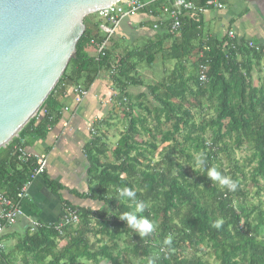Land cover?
Instances as JSON below:
<instances>
[{"label": "trees", "instance_id": "1", "mask_svg": "<svg viewBox=\"0 0 264 264\" xmlns=\"http://www.w3.org/2000/svg\"><path fill=\"white\" fill-rule=\"evenodd\" d=\"M88 16L76 56L38 113L0 149V190L16 196L38 167L34 156L22 160L17 147L27 136L44 138L62 117L56 94L60 87L64 95L73 85L89 90L105 71L126 98L127 127L113 147L97 133L86 146L89 190L84 195L102 207L94 210L69 203L79 210L81 220L66 225L63 233L55 226L34 232L26 227L18 244L24 264H125L130 256L140 258V264L149 259L155 264H205L207 248L219 264H264V208L253 203L244 189L249 180L259 188V195L264 180V76L260 85L253 82L254 67L264 65V44L257 50L228 35L204 36L200 18L193 15L182 19L178 36L164 32L158 42L130 50L122 58L109 49L105 55H93L88 50L91 40L104 36L99 27L98 31L89 28ZM166 40L171 43L165 48ZM160 52L175 60V66L147 86L152 99H139L138 105L128 88L144 85L137 76L139 62L152 65ZM202 62L209 67L205 82L199 79ZM243 147L252 151L249 161L254 165L248 173L234 157V151ZM201 155L206 164L197 167L195 160ZM212 167L236 182V190L208 178ZM42 175L46 178V173ZM46 182L54 191L61 188L49 178ZM124 187L133 189L136 200L146 204L138 216L155 224L144 237L119 218L135 207L133 201L117 198ZM216 223L219 228L213 226ZM126 238L131 244L122 248L120 241ZM169 238L171 243H165ZM0 264H13L6 248L0 252Z\"/></svg>", "mask_w": 264, "mask_h": 264}, {"label": "crops", "instance_id": "2", "mask_svg": "<svg viewBox=\"0 0 264 264\" xmlns=\"http://www.w3.org/2000/svg\"><path fill=\"white\" fill-rule=\"evenodd\" d=\"M195 2L200 9L188 16L197 15L200 18L204 36L223 38L232 29L241 40L264 43V0H223L225 6L221 9L203 8L205 4L201 5L202 0ZM158 19L159 17L140 13L136 17L124 20L110 39L108 49L115 57L122 58L130 50L140 48L141 44L144 47L158 42V38L165 32L163 27L154 28V23ZM96 22L98 21L92 17V14L88 16L89 28L94 31L100 28V33L104 36L101 21L98 26ZM170 43L171 40L164 41V47H168ZM88 50L93 55L97 54V48L93 44ZM263 73V63L254 67V85H260ZM164 75L166 73L161 74L160 80ZM146 88L142 85L128 88L129 94L135 97L136 104L141 103L139 99L144 101L152 99ZM56 94L62 103V117L50 128L44 138L27 136L23 140L29 153L46 157V178L61 185L59 190L54 191L47 184L45 176L38 175L29 187V196L23 203L26 216L45 223L62 220L65 205L69 203L94 210L102 207L100 202L84 195L89 190L86 146L96 133L104 136L110 144L111 139L116 134L119 135V139L127 127V120L123 114L124 96L114 88L109 74L105 71L99 74L89 88L88 95L81 102L76 101L71 89L64 95L65 92L60 87ZM143 94H147L148 98ZM92 128H95L96 133H92ZM26 227H28L27 217L22 218L6 232L7 254L8 252L11 254L13 264H24L18 244Z\"/></svg>", "mask_w": 264, "mask_h": 264}, {"label": "water", "instance_id": "3", "mask_svg": "<svg viewBox=\"0 0 264 264\" xmlns=\"http://www.w3.org/2000/svg\"><path fill=\"white\" fill-rule=\"evenodd\" d=\"M118 0H0V149L33 118L76 56L84 18Z\"/></svg>", "mask_w": 264, "mask_h": 264}, {"label": "built area", "instance_id": "4", "mask_svg": "<svg viewBox=\"0 0 264 264\" xmlns=\"http://www.w3.org/2000/svg\"><path fill=\"white\" fill-rule=\"evenodd\" d=\"M223 0H206L205 7L203 8H224ZM202 8V9H203ZM199 6L195 0H118L115 3L107 6L106 8L98 10L96 13L98 19L101 21V30L103 31V39L98 40L93 38L91 43L96 46L97 53L105 55L108 50V43L112 36L116 33L121 23L128 19L136 17L140 13H146L147 15L159 17L158 21L154 23V28H164L165 32L178 36L181 33L183 27V18L190 13L197 11ZM230 40H236V32L230 29L227 32ZM250 47H255L257 50H261L262 45L250 40ZM264 44V43H263ZM200 56L204 57V51L200 52ZM208 63L202 62L199 66V79L201 82L208 80ZM112 70V72H114ZM62 86H67L65 83ZM69 89L75 94L77 102H81L88 95V89H84L80 85L70 86ZM126 101V98L123 99ZM67 109V108H66ZM92 133H96L95 128H92ZM23 144L18 145L20 158L26 160L32 156L37 158L38 167L33 172L30 180H28L22 188L17 192L16 196H9L0 190V252L6 248L5 234L8 229L14 227L18 222L27 217L28 227L31 232H34L40 227L45 225L55 226L60 233H63V228L70 224L80 223V212L77 208L65 205V213L59 222L45 223L33 217L26 216L24 210V200L29 196V187L32 180L46 172L47 159L45 156H35L29 153Z\"/></svg>", "mask_w": 264, "mask_h": 264}, {"label": "rangeland", "instance_id": "5", "mask_svg": "<svg viewBox=\"0 0 264 264\" xmlns=\"http://www.w3.org/2000/svg\"><path fill=\"white\" fill-rule=\"evenodd\" d=\"M92 17H94L98 21L97 13H92ZM139 47L143 48L142 44ZM174 66H175V60L166 59L165 57H163V54H158V59L154 62L153 65H149L146 62V60L139 62L137 76L143 81V83H144L143 86H145V88H146L148 85L155 83L158 79L160 80L162 73H166V75H164V76H167L170 73L169 70L171 68H174ZM263 68H264V65H263ZM262 76H264V73ZM146 90L148 91L147 88H146ZM194 112H196V119L199 120L200 115L197 113V111L195 109H194ZM121 113H122V111H121ZM208 113L211 116L213 115V113L211 111H209ZM118 136L119 135L116 134L115 137L111 139L110 144H109L110 147H113L115 145V143L118 140ZM251 154H252V151L249 150L248 147H243L241 149L234 151L235 159L239 162V164L241 166L245 167L243 169L246 173H248L254 165V163H251L249 161ZM159 157L160 156L156 157V159H159ZM222 157H223L224 166L228 170L229 169L228 159H227L225 154H223ZM110 158H112V156ZM241 177H242V175H241ZM261 188L262 189L260 191V194L256 195V192L259 190V188L257 186L253 185L249 180L244 185L245 191H249V193H250L249 196L251 198V201L255 204H261L262 207L264 208V180L261 181ZM98 204L101 205L102 203L101 204L98 203ZM130 244H131V240L128 238L122 239L120 241V246L122 248L125 246H129ZM207 250H208V253L203 254V261L205 262V264H219L217 262V260L215 259L214 255L209 251L210 249L207 248ZM187 254L191 255V251H188ZM125 258H127V257H125ZM125 262H127L125 264H140L141 263L140 258H135L133 256H130V259H126ZM84 263L85 264H92L90 262H84ZM102 264H107V263L104 262Z\"/></svg>", "mask_w": 264, "mask_h": 264}, {"label": "clouds", "instance_id": "6", "mask_svg": "<svg viewBox=\"0 0 264 264\" xmlns=\"http://www.w3.org/2000/svg\"><path fill=\"white\" fill-rule=\"evenodd\" d=\"M195 163L197 167H204L206 164V158L201 155L196 158ZM207 177L211 178L212 181H218L222 186H226L229 191H235L237 188L236 182L231 180L229 177L222 175L215 167L208 169ZM117 198L119 200L127 198L133 201L135 205L132 211L124 212L119 215L121 220L126 221L127 227L132 228L140 237H144L154 230L155 224L152 221L146 217L138 216L139 213L145 211L146 204L144 201L136 200V192L133 189L128 187L122 188L119 190ZM213 226L219 228L220 224L216 223ZM165 243H171L170 238L166 240ZM147 264H155V261L153 259H149Z\"/></svg>", "mask_w": 264, "mask_h": 264}]
</instances>
